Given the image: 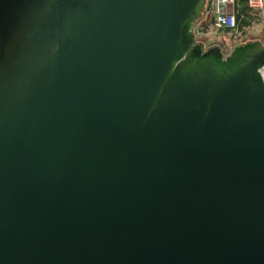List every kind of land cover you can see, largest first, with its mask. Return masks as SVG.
Listing matches in <instances>:
<instances>
[{"label": "water", "instance_id": "obj_1", "mask_svg": "<svg viewBox=\"0 0 264 264\" xmlns=\"http://www.w3.org/2000/svg\"><path fill=\"white\" fill-rule=\"evenodd\" d=\"M205 5L0 0V264H264V45Z\"/></svg>", "mask_w": 264, "mask_h": 264}, {"label": "rangeland", "instance_id": "obj_2", "mask_svg": "<svg viewBox=\"0 0 264 264\" xmlns=\"http://www.w3.org/2000/svg\"><path fill=\"white\" fill-rule=\"evenodd\" d=\"M257 7V6H254ZM257 19L253 25L247 27L244 31L235 28L234 30L218 29L212 23V16L205 9L201 18L195 22L193 31L196 41L204 45L205 49L212 46H218L226 57L235 46L254 40H264V13L256 11ZM206 24V31H201L200 25Z\"/></svg>", "mask_w": 264, "mask_h": 264}, {"label": "built area", "instance_id": "obj_3", "mask_svg": "<svg viewBox=\"0 0 264 264\" xmlns=\"http://www.w3.org/2000/svg\"><path fill=\"white\" fill-rule=\"evenodd\" d=\"M252 6H257L263 10L264 13V0H249ZM236 0H211V6L214 14V25L218 29H235L236 12H235ZM260 73L264 82V64L260 68Z\"/></svg>", "mask_w": 264, "mask_h": 264}, {"label": "trees", "instance_id": "obj_4", "mask_svg": "<svg viewBox=\"0 0 264 264\" xmlns=\"http://www.w3.org/2000/svg\"><path fill=\"white\" fill-rule=\"evenodd\" d=\"M204 9L208 14L212 16V23L214 24V14L211 6V0H206V5ZM256 11H261L263 13V10L261 8L252 6L249 0H236L235 3L236 22H237L236 28H238L241 31H244L247 27L253 25V23L257 19V16L255 15ZM200 28L201 31H206L208 26L206 24H202L200 25ZM230 30H234V29H230ZM261 42L264 45V40H261Z\"/></svg>", "mask_w": 264, "mask_h": 264}]
</instances>
